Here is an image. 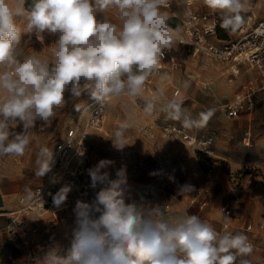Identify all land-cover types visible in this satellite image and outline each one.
Segmentation results:
<instances>
[{"label":"clouds","instance_id":"obj_1","mask_svg":"<svg viewBox=\"0 0 264 264\" xmlns=\"http://www.w3.org/2000/svg\"><path fill=\"white\" fill-rule=\"evenodd\" d=\"M203 2L221 14L220 27L229 34L244 26L242 13L250 0ZM167 6L168 0H18L13 7L0 0V156H23L38 122L40 131L51 126L67 103L66 93L71 98L88 93L102 107L113 97L139 98L146 115L159 111L186 129L206 125L215 109L194 117L182 99L164 101L163 89L145 95L146 81L157 73L164 50L172 49L180 31L169 26L168 13L162 11ZM110 9L117 11L119 23L104 15ZM17 18L27 21L23 32ZM25 33L41 45L46 35L56 37L51 63L35 52L24 54ZM131 119L130 113L113 133L117 151L129 145L125 133ZM37 149L34 174L40 178L55 161L46 144L37 141ZM113 164L102 159L86 170L91 187L99 190L91 202L76 201L70 247L49 249L42 264H251L253 246L243 233L218 232L186 211L169 219L160 206L126 202V167L117 169L113 179L107 171ZM193 190L183 185L178 194ZM71 191V185L62 186L52 195L53 206L62 208ZM25 192L31 199V189Z\"/></svg>","mask_w":264,"mask_h":264},{"label":"rangeland","instance_id":"obj_2","mask_svg":"<svg viewBox=\"0 0 264 264\" xmlns=\"http://www.w3.org/2000/svg\"><path fill=\"white\" fill-rule=\"evenodd\" d=\"M9 2L15 7L18 0ZM187 7L198 12H213L203 0H168V6L162 11L168 13L170 27H181V18ZM104 15L119 23L116 10L110 9ZM242 15L245 18L244 29L264 20V0H250L249 9ZM17 23L23 32L27 21L17 18ZM238 31L229 34L219 27L214 39L230 40L239 35ZM55 39V36L46 35L41 45L34 35L29 41L25 33L21 47L25 55L35 52L51 63L54 50L51 45ZM170 50L175 55L177 67L166 62L162 73L151 78L145 95L150 97L163 89L164 101L173 97L182 99L194 117L215 109L203 127L185 128L197 136L210 134L213 153L206 154L186 145L176 135L166 134L163 124L184 127L180 122L166 120L159 111L146 115L142 110V99L113 97L105 104L101 127L90 132L86 170L102 159L112 160L114 164L107 171L114 179L116 170L126 167L127 184L123 186L126 202L143 201L151 206H160L169 219L186 211L199 216L218 232H222L223 224H227L225 231L243 233L251 241L253 253L248 257L251 264H264V92L257 96L252 112L230 115L222 105L232 97L235 87L229 94L223 89L227 94L222 97L214 89L221 83L227 85L223 65L205 54L191 56L181 49L176 39ZM242 81L237 80L238 84ZM185 82L189 87H183ZM65 98L67 103L57 111L50 127L40 131L38 122L32 143L23 156H0V193L10 194L17 201L10 211L11 227L16 230L10 232L12 243L0 247V264H42L41 258L49 249L56 247L64 251L70 247L71 229L75 222L73 209L76 201L80 200L73 190L60 209L55 208L51 201L50 205L36 204L33 211L26 212L20 202L22 197H26L24 201L29 200L26 188H30L33 194L45 181L46 175L37 178L34 174L37 141L54 152L56 142L64 139L69 128L86 123L88 106L93 101L90 94L71 98L66 93ZM76 105H80L79 110ZM130 113L131 126L125 133L129 145L123 151H117L111 138ZM16 130L21 129L18 127ZM245 136H248L249 144H246ZM86 170L84 176L91 182ZM183 185H191L194 190L179 195ZM197 188L201 195L197 194ZM98 190L99 186L89 191L91 201ZM202 200L206 201L205 205H202ZM224 204L228 205L227 213L222 210ZM34 217L38 221L28 224ZM18 220L23 223L16 227L14 223ZM247 225H251L250 230L246 229Z\"/></svg>","mask_w":264,"mask_h":264},{"label":"built area","instance_id":"obj_3","mask_svg":"<svg viewBox=\"0 0 264 264\" xmlns=\"http://www.w3.org/2000/svg\"><path fill=\"white\" fill-rule=\"evenodd\" d=\"M220 21L221 17L217 12H198L187 7L181 18V27L176 40L181 49L191 56L205 54L208 58L223 63L227 83L233 84L242 78L243 81L238 90L234 92L231 99L223 103L222 107L230 115L250 113L256 107L257 96L264 92V20L249 28H241L237 37L225 41L220 40L218 43L214 38L220 27ZM166 62L173 67L178 65L175 55L169 49L164 50L158 71L146 81L145 90L150 86L151 78L162 73ZM105 104L102 107L93 99L88 106L85 125H74L69 128L64 139L56 142L53 152L55 162L52 170L46 174L44 183L34 191L32 199L28 201H24L23 197L20 199L23 203L22 210L33 211L36 204L44 206V203L47 204L52 199V195L66 184L72 186L73 192L80 200L91 202L92 197L89 192L92 189L91 182L87 181L84 176L89 156L88 140L91 130L102 125ZM162 129L166 134L176 135L190 147L203 150L206 154L213 153V137L210 134L197 136L185 128L167 123L162 125ZM245 139L249 142L248 137ZM196 192L201 195L199 188ZM205 204L206 201L202 200V205ZM222 210L224 213L229 212L228 205L224 204ZM22 223L18 220L14 226H22ZM227 228L228 225L223 224L222 232ZM246 229L250 230L251 225H247ZM15 230L13 227L9 228L12 233ZM1 243L0 231V247Z\"/></svg>","mask_w":264,"mask_h":264},{"label":"crops","instance_id":"obj_4","mask_svg":"<svg viewBox=\"0 0 264 264\" xmlns=\"http://www.w3.org/2000/svg\"><path fill=\"white\" fill-rule=\"evenodd\" d=\"M238 34H239V31H238ZM215 41L220 43L219 39L215 40ZM221 64L225 68L224 64L223 63H221ZM225 79H226V73H225ZM226 83H227V81H226ZM236 84H237V86L235 85V83H233V84L227 83V85L221 83L220 84L221 88L218 85H216V87H214V89L217 92V95L222 97V96H226L225 94H227V93L229 94V92L235 87L233 89V91H232V96H233L234 92L238 90L239 85H240V84H238L237 81H236ZM228 86H231V87H228ZM218 88H220V89H218ZM223 89L225 91H227V93L222 91ZM247 134H249V133L247 132ZM246 137H248V136H245L244 139ZM246 144H249V142H247ZM24 198L26 199V197H24ZM14 204L15 205L17 204V201L15 200L14 196H11L10 194L9 195H3L2 193H0V231H1V234H2L1 246L2 245L6 246V245L12 243V240H13V235L10 233L9 228L11 227V225L13 223L12 218H11L12 217V213L10 211L13 208V206H15ZM32 221L36 222L38 220L34 217V218H32V220L30 222H27V221L26 222L29 224ZM23 226H24V224H23Z\"/></svg>","mask_w":264,"mask_h":264},{"label":"bare ground","instance_id":"obj_5","mask_svg":"<svg viewBox=\"0 0 264 264\" xmlns=\"http://www.w3.org/2000/svg\"><path fill=\"white\" fill-rule=\"evenodd\" d=\"M51 201H52V199H50L47 204L50 205Z\"/></svg>","mask_w":264,"mask_h":264}]
</instances>
